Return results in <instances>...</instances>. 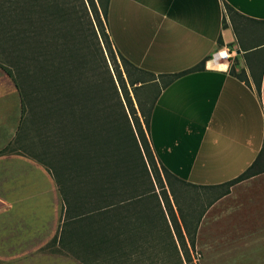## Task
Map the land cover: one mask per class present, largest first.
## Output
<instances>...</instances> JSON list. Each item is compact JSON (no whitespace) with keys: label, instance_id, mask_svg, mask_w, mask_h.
I'll list each match as a JSON object with an SVG mask.
<instances>
[{"label":"crops","instance_id":"0c3cea01","mask_svg":"<svg viewBox=\"0 0 264 264\" xmlns=\"http://www.w3.org/2000/svg\"><path fill=\"white\" fill-rule=\"evenodd\" d=\"M106 25L116 55L154 74L152 84L206 60L204 68L160 86L149 125L157 160L209 189L244 172L264 145V72L258 93L243 64L249 54L264 51V0H108ZM218 51L227 56L212 60ZM232 64L245 69L247 79L231 73ZM22 114L16 82L0 66V259L6 260L46 246L63 214L60 189L46 165L4 150ZM225 227L231 241L211 240ZM197 242L205 263L244 250L264 255V171L233 184L207 207Z\"/></svg>","mask_w":264,"mask_h":264},{"label":"trees","instance_id":"16d2710c","mask_svg":"<svg viewBox=\"0 0 264 264\" xmlns=\"http://www.w3.org/2000/svg\"><path fill=\"white\" fill-rule=\"evenodd\" d=\"M62 3L68 4L70 0H0V42L6 37L18 69L21 68L19 56L32 58L33 62L36 56L44 55V61H54L51 65L36 64L35 71L40 80L47 74L54 85L49 115L59 117L62 122H59L62 136L58 147L65 149L75 170L66 183L61 180L65 169L59 165L60 160L54 164V160H45L30 150L15 149L24 130L25 99L32 97L12 71L0 62L14 78L23 102L19 130L4 150L22 151L46 165L62 195V221L48 244L59 242L84 264H196L193 251L201 217L215 199L229 193L233 184L264 171V145L244 172L220 185L227 187L197 217L194 211L185 214L179 207L173 181L182 186H199L177 177L160 163L149 139L151 110L160 87L148 112L140 111L142 121L122 74L119 77L129 110L112 74L98 70V64L93 75L83 69L78 73L82 63L76 45L79 50H86L88 43H93L94 48L105 55L104 44L112 58H117L104 21L108 17V0L102 3L101 10L95 0H83V10ZM58 23H66V29L59 31ZM26 41L28 46L24 48ZM121 59L124 65L134 67L124 57ZM95 60L97 63L98 58ZM205 61L167 78L163 76L165 81L161 86L204 68ZM135 69L150 78L136 79L131 81L132 85L139 82L142 86L156 78L151 72ZM241 70L237 71L232 64L230 72L247 79V74L242 76ZM250 70L260 93L264 63ZM20 75L26 77L22 71ZM33 117L31 121H36ZM58 133L57 129V136ZM53 152L58 155L56 150Z\"/></svg>","mask_w":264,"mask_h":264},{"label":"rangeland","instance_id":"374dc122","mask_svg":"<svg viewBox=\"0 0 264 264\" xmlns=\"http://www.w3.org/2000/svg\"><path fill=\"white\" fill-rule=\"evenodd\" d=\"M95 1L100 8L102 7V3L105 0ZM62 5L75 6L77 10L84 9L83 0H70V3H62ZM86 6L90 11V7L87 1ZM90 14L92 16L91 11ZM104 21L105 23H107V18ZM65 24L58 23L59 31H63L64 29H66ZM7 42L8 40L6 39V37L1 39L0 43H2V47H0V62H2L4 65H6V67H8V69L12 71L13 75L22 83V87L27 92V94L29 93L28 95L32 97L28 101L25 99L26 104L25 123L23 126L24 130L21 132L20 142L15 143V149L21 148L22 150H30L33 153H36V155H40L45 160H47L48 158L54 160V164L55 161L58 162V160H60L59 165H62V167L65 169L63 172V179L61 180L62 182L66 183L68 182L69 175L71 173H74L75 170H73L74 165L71 164L72 159H69L67 157L68 155H66L67 153H65V149H63V147H58L61 144L60 140L62 136V129L60 123L62 124V122L59 120V117H52L51 115H49V106L53 104V102L50 100L52 97H54V85L50 83V77H48L47 74L41 76L42 78L40 80L37 78V72L35 71V68L40 63L44 64L45 62L46 65H51L54 61H50L51 59L49 61H44V55L36 56V59L33 62H31L32 58L29 59L26 56H19L18 60L19 66L21 68L18 69V64H16V57L13 55V53L10 52L12 51V47H10L9 43ZM27 46L28 41L23 42L22 47L27 48ZM102 46L105 55H103L101 51L96 50L93 46V43H88V45L86 46V50H79V45H76L78 53L77 55H79V57L81 58L82 63V65L78 67L77 72L80 73L83 69V71H87L89 75H93L94 73H96L95 68H97L98 64V70L106 73V75L107 73L108 75L109 73L112 74L119 89L121 98L123 99L127 110H129L119 77L122 74L138 114L141 116L140 111L142 109L148 112L152 100L157 94L159 87L164 83L165 80L161 79L160 82H155L153 84L150 81H146L142 86L139 82L135 85H132L131 81H135L136 79H149L150 76L146 73L138 71L131 65H124L123 60L117 55V58L113 59L112 54L108 52L105 45L103 44ZM5 47L8 48L6 50H3ZM94 49L96 51V54L94 52ZM263 54L264 51H256L246 56L243 62L245 68H253L255 70L260 63L262 65L264 63V58H260V56ZM96 57L98 58L97 63L95 60ZM241 69V75L246 76V70L243 68ZM20 71L26 74V77L21 76ZM32 117L36 121H31ZM54 118L56 120H54ZM141 119L143 121L142 116ZM57 129L58 132H60L58 133V136L56 135ZM39 141L44 142L45 145L42 146ZM42 149H45V151ZM54 150H56L58 155H55V152H53ZM55 156H57L56 159H54ZM173 184L175 186L174 189L177 194L180 209L185 214L194 211L196 217L213 199L219 196V194L223 192V190H225L227 187L220 186L217 188L209 189L203 187H195L192 185L182 186L176 181H173ZM175 209L179 216L178 205L176 204ZM193 221H195V219ZM223 222H220V226H223L225 222H229V219H225L224 224ZM230 225L232 226V224ZM215 233L211 235V240L216 239L224 243L231 241L232 236L229 228H220ZM195 243L196 244L195 250L193 251V256L196 264H213L212 261H208L206 263L204 261L200 262V249L198 247L197 234ZM63 247L64 246L57 241L52 242L48 245L46 244V246H44L42 249L35 252L31 256L12 260L0 259V264H84L76 259L70 252L66 251ZM243 252L244 253L236 252L234 254V257H232L230 260H220L217 262V264H264V255L261 251L256 252L250 250L247 252V250H244Z\"/></svg>","mask_w":264,"mask_h":264},{"label":"built area","instance_id":"2783aa9c","mask_svg":"<svg viewBox=\"0 0 264 264\" xmlns=\"http://www.w3.org/2000/svg\"><path fill=\"white\" fill-rule=\"evenodd\" d=\"M218 55L217 56H214L212 60H217L219 57H226L227 54L226 53H223V52H220L218 51Z\"/></svg>","mask_w":264,"mask_h":264}]
</instances>
